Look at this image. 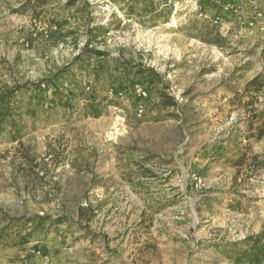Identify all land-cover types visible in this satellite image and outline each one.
<instances>
[{
	"label": "rangeland",
	"instance_id": "1",
	"mask_svg": "<svg viewBox=\"0 0 264 264\" xmlns=\"http://www.w3.org/2000/svg\"><path fill=\"white\" fill-rule=\"evenodd\" d=\"M13 89L0 264L24 232L66 237L73 264H231L264 229V0H0V96Z\"/></svg>",
	"mask_w": 264,
	"mask_h": 264
},
{
	"label": "trees",
	"instance_id": "2",
	"mask_svg": "<svg viewBox=\"0 0 264 264\" xmlns=\"http://www.w3.org/2000/svg\"><path fill=\"white\" fill-rule=\"evenodd\" d=\"M223 1H229L232 2L234 0H223ZM208 35L210 37H213V40H209V42L204 39V42H208L209 44H214L215 46L219 48H223L224 44L227 42L226 38L222 37L219 32L210 26L208 30ZM95 54L99 57L104 56L102 52H95ZM145 71V70H144ZM143 70H137V72L141 75H143L145 78L148 79V82L150 79L146 75V73ZM261 78V75H258L253 80H251L247 84V89L255 88L259 89L257 85L259 80ZM42 84H38V87H40ZM19 89L12 90L9 93L3 94L0 96V127L5 124V119L8 117L7 113L5 112L6 109L8 110L10 104H11V98L13 95L18 91ZM64 98L63 95H60V99ZM160 103L161 105L165 107H175L176 102L173 98L169 97L166 94L160 95ZM54 101V100H52ZM2 105H6V109H1ZM3 107V108H4ZM53 107V105H51ZM87 115L93 116L95 118H98L102 114L101 109V102H98L96 100H90L85 109ZM264 124V122H263ZM264 136V128H261L259 130V134L257 136L258 139H261ZM62 218H59L57 222H62ZM231 251L229 254L231 264H264V229L254 235L247 236L243 240H240L238 242H235L231 245Z\"/></svg>",
	"mask_w": 264,
	"mask_h": 264
},
{
	"label": "crops",
	"instance_id": "3",
	"mask_svg": "<svg viewBox=\"0 0 264 264\" xmlns=\"http://www.w3.org/2000/svg\"><path fill=\"white\" fill-rule=\"evenodd\" d=\"M23 233V252L18 260L9 262V264H73V257L79 255V252L72 247L66 237H54L48 241L36 238L25 237ZM40 244L37 248L42 249L43 255L40 257L32 256L30 250L35 245ZM105 264H110L106 262Z\"/></svg>",
	"mask_w": 264,
	"mask_h": 264
},
{
	"label": "built area",
	"instance_id": "4",
	"mask_svg": "<svg viewBox=\"0 0 264 264\" xmlns=\"http://www.w3.org/2000/svg\"><path fill=\"white\" fill-rule=\"evenodd\" d=\"M203 1H206V0H203ZM229 2V1H228ZM230 3V2H229ZM218 21V20H217ZM140 89V88H139ZM140 93H142V96L144 98H147L148 97V93L147 92H143L142 89L139 90ZM123 94H119L120 97H123L122 96ZM142 113H143V109L142 107H140V110H139V113H138V116L139 117H142ZM30 254L32 256H37V257H40L43 255V252L41 250H38V249H32L30 250Z\"/></svg>",
	"mask_w": 264,
	"mask_h": 264
},
{
	"label": "bare ground",
	"instance_id": "5",
	"mask_svg": "<svg viewBox=\"0 0 264 264\" xmlns=\"http://www.w3.org/2000/svg\"><path fill=\"white\" fill-rule=\"evenodd\" d=\"M169 28H170V27H169ZM179 37H181L183 40L186 38V37H184L182 34H179ZM181 38H180V39H181ZM180 39H178V40H180ZM186 39H187V38H186ZM179 43H180V41H179ZM179 45H180V44H179ZM179 45H178V46H179ZM178 50H179V49H178Z\"/></svg>",
	"mask_w": 264,
	"mask_h": 264
}]
</instances>
